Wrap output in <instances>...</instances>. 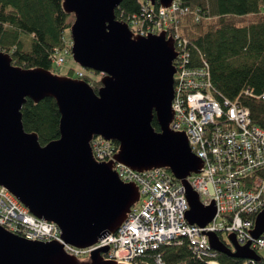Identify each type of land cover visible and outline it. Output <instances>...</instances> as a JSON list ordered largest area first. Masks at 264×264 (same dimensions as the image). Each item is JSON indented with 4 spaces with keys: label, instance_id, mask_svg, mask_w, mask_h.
Segmentation results:
<instances>
[{
    "label": "water",
    "instance_id": "95a60500",
    "mask_svg": "<svg viewBox=\"0 0 264 264\" xmlns=\"http://www.w3.org/2000/svg\"><path fill=\"white\" fill-rule=\"evenodd\" d=\"M123 0H63L74 16L70 29L72 56L84 70L103 75L96 93L84 81L42 68L13 65L0 52V187L8 190L32 215L56 224L64 241L88 248L107 234H115L140 200L136 184L124 183L114 162L99 163L91 142L96 137L117 142L115 161L132 170L169 169L185 188L191 225L207 226L216 216L212 203L204 206L188 178L203 168L185 133L173 132L177 58L175 41L166 32L136 35L119 21ZM168 9L174 0H148ZM52 98L61 114L60 138L42 146L37 134L23 125L22 109ZM157 119L160 132L152 122ZM264 233L259 213L254 238ZM232 247L210 234L212 248L232 259L261 261L251 245ZM109 248L79 262L56 242L29 241L0 226V264H118L106 261Z\"/></svg>",
    "mask_w": 264,
    "mask_h": 264
},
{
    "label": "built area",
    "instance_id": "2783aa9c",
    "mask_svg": "<svg viewBox=\"0 0 264 264\" xmlns=\"http://www.w3.org/2000/svg\"><path fill=\"white\" fill-rule=\"evenodd\" d=\"M149 6V1L143 4L141 18L133 16L129 21L136 35L166 32L175 41L174 119L170 128L185 133L193 153L202 160L201 172L188 181L204 206L215 204V218L205 227L189 224L186 215L190 206L185 188L167 169L136 172L115 161L118 150L112 141L96 137L91 142L96 161L114 162L121 181L136 184L140 191L138 204L118 232L105 235L91 247L77 248L64 241L56 224L32 215L3 187H0V226L29 241L59 243L68 255L81 261H88L95 251L109 248L103 254L106 261L138 264L150 251H158L163 245L182 246L187 241L200 264H222L219 259L222 254L212 248L210 234H217L228 247L231 242L228 244L224 235H234L240 246L250 244L261 256L264 233L254 238L253 231L257 215L264 211V128L254 124L248 107L214 95L208 61L204 56L201 61L194 59L192 53L198 50H191L196 47L181 39L177 32L180 19L189 14V9L180 0H174L170 8L161 7L155 15ZM193 15L200 20L198 13ZM67 55L69 50L56 59V65L62 66ZM78 75L82 77L83 73ZM245 95L264 101V91L253 95L247 90ZM155 262L163 264L162 256L158 255Z\"/></svg>",
    "mask_w": 264,
    "mask_h": 264
},
{
    "label": "trees",
    "instance_id": "16d2710c",
    "mask_svg": "<svg viewBox=\"0 0 264 264\" xmlns=\"http://www.w3.org/2000/svg\"><path fill=\"white\" fill-rule=\"evenodd\" d=\"M180 1L189 14L180 19L177 32L196 47L191 50H198L192 53L194 59L201 61L204 56L208 61L214 95L248 107L254 124L264 128V101L245 95L247 90L253 95L264 91V0ZM147 2L123 0L116 10L117 19L133 29L129 19L141 18L142 5ZM149 8L158 15L161 6L150 3ZM195 13L200 15L199 21ZM73 22L74 16L63 9V0H0V52L9 54L17 67L57 74L61 66L56 65V59L66 50L72 54L68 32ZM64 76L88 82L96 93L102 87L103 75L89 70L70 69ZM22 115L25 130L37 134L42 146L60 138L61 114L54 99L37 104L28 100ZM152 126L161 131L156 118ZM113 145L119 150L117 142ZM158 255L163 264H200L187 241L182 246L163 245L158 251H150L138 264H156ZM219 259L222 264H244L226 255ZM255 264H264V258Z\"/></svg>",
    "mask_w": 264,
    "mask_h": 264
},
{
    "label": "rangeland",
    "instance_id": "374dc122",
    "mask_svg": "<svg viewBox=\"0 0 264 264\" xmlns=\"http://www.w3.org/2000/svg\"><path fill=\"white\" fill-rule=\"evenodd\" d=\"M69 37L71 38V34L70 31L68 32ZM70 69H75L76 71H80L83 70L73 59L72 54L66 56V62L64 65H62L58 70H57V75L60 76H64ZM85 71V70H84ZM97 78V77H95ZM103 78V76H102ZM101 78V79H102ZM225 240L228 242V244H230L229 239H228V235L225 234L224 235ZM261 256L264 258V252L260 253Z\"/></svg>",
    "mask_w": 264,
    "mask_h": 264
}]
</instances>
